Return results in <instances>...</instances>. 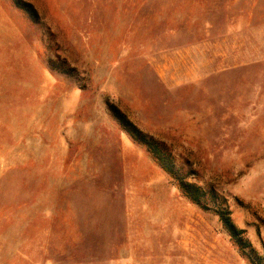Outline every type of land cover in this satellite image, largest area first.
I'll use <instances>...</instances> for the list:
<instances>
[{
    "label": "rangeland",
    "instance_id": "obj_1",
    "mask_svg": "<svg viewBox=\"0 0 264 264\" xmlns=\"http://www.w3.org/2000/svg\"><path fill=\"white\" fill-rule=\"evenodd\" d=\"M110 106L264 257V0H0V264H252Z\"/></svg>",
    "mask_w": 264,
    "mask_h": 264
},
{
    "label": "trees",
    "instance_id": "obj_2",
    "mask_svg": "<svg viewBox=\"0 0 264 264\" xmlns=\"http://www.w3.org/2000/svg\"><path fill=\"white\" fill-rule=\"evenodd\" d=\"M24 9L33 17L30 9ZM110 111L129 137L137 144L144 146L159 165L177 181L181 192L191 202L204 210L212 209L216 213L230 237L252 264H264V257L259 256L252 248V245L246 238L245 231L237 228L235 225L232 219V212L227 206V200L221 194L216 191L207 192L201 187L185 181V178L176 170L174 161L169 157L158 141L143 133L116 107L110 106Z\"/></svg>",
    "mask_w": 264,
    "mask_h": 264
}]
</instances>
